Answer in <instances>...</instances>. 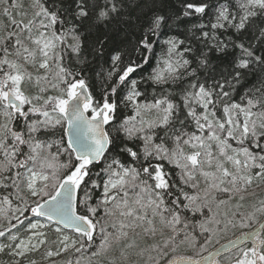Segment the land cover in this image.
<instances>
[{"label":"snow or ice","instance_id":"6c2138e0","mask_svg":"<svg viewBox=\"0 0 264 264\" xmlns=\"http://www.w3.org/2000/svg\"><path fill=\"white\" fill-rule=\"evenodd\" d=\"M45 262L264 264V0H0V264Z\"/></svg>","mask_w":264,"mask_h":264},{"label":"trees","instance_id":"16d2710c","mask_svg":"<svg viewBox=\"0 0 264 264\" xmlns=\"http://www.w3.org/2000/svg\"><path fill=\"white\" fill-rule=\"evenodd\" d=\"M229 235H231V233H229ZM36 258H37V259H40L39 255H37ZM56 259H60V258H56ZM45 264H47V262H45Z\"/></svg>","mask_w":264,"mask_h":264}]
</instances>
